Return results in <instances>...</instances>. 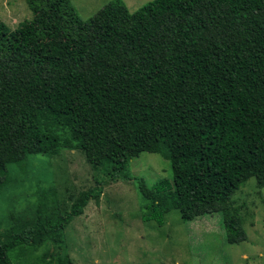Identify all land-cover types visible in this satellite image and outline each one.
Returning <instances> with one entry per match:
<instances>
[{
    "label": "trees",
    "instance_id": "16d2710c",
    "mask_svg": "<svg viewBox=\"0 0 264 264\" xmlns=\"http://www.w3.org/2000/svg\"><path fill=\"white\" fill-rule=\"evenodd\" d=\"M25 1L31 19L0 20V199L11 203L0 264L40 251L29 264L74 263L66 230L100 185L61 199L57 164L32 207L11 210L32 159L72 151L126 179L132 158L162 154L172 180H138L145 216L162 226L173 209L185 220L221 212L228 242L247 240L232 196L252 177L264 187V0H153L134 12L113 0L102 34L73 0Z\"/></svg>",
    "mask_w": 264,
    "mask_h": 264
},
{
    "label": "rangeland",
    "instance_id": "374dc122",
    "mask_svg": "<svg viewBox=\"0 0 264 264\" xmlns=\"http://www.w3.org/2000/svg\"><path fill=\"white\" fill-rule=\"evenodd\" d=\"M112 1L73 0V3L96 33L102 34L116 22ZM124 1L134 12L153 0ZM32 17L25 0H0V20L11 28ZM56 158L32 159L30 179L11 196L14 201L11 210L27 212L26 208L32 207L30 193L39 187L47 188L44 172L55 169L57 164L64 169L60 175L63 181L57 184L61 199H67L71 191L100 185L103 191L100 201L92 200L66 230L73 264H264V187L257 185L255 177L232 196L234 206L242 207L247 240L231 244L221 212L185 220L179 210L173 209L162 226L145 216L147 200L138 190V180L143 179L149 185L161 178L172 180L171 162L162 154L142 152L132 158L128 171L131 179L112 177L108 169L94 167L88 152H65ZM25 176L20 172L18 180H24ZM18 193L22 195L17 197ZM10 205L9 199H0V231L8 227L6 216ZM27 216L21 221L34 220V214ZM40 253L23 255L22 259L15 258L13 253L10 256L14 264H29Z\"/></svg>",
    "mask_w": 264,
    "mask_h": 264
}]
</instances>
